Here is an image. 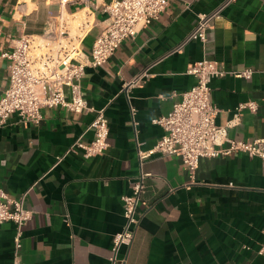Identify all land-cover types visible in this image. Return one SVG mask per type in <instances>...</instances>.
<instances>
[{"label":"crops","instance_id":"1","mask_svg":"<svg viewBox=\"0 0 264 264\" xmlns=\"http://www.w3.org/2000/svg\"><path fill=\"white\" fill-rule=\"evenodd\" d=\"M111 1L0 0V96L10 63L2 53L19 37H41L47 20L57 18L66 37L78 40L82 60L106 27ZM222 4L207 41H187L200 13ZM203 58L228 70L254 69L250 78H212V101L219 125L234 121L231 138L264 137V0H169L160 17L126 38L105 64L87 66L81 86L93 109L46 107L39 123L16 113L0 119V185L12 197L25 194V207L33 211L22 238L26 264H110L113 237L125 224L122 197L132 193L140 173L149 174L140 221L117 264H264L258 253L263 159L244 152L204 157L192 174L178 155L139 156L164 133L152 119L168 114L195 83L187 68ZM145 72L142 83L129 86ZM248 101L257 109L238 113ZM98 109L109 119V147L86 158L71 146L94 138L90 124ZM16 231L12 220L0 225V264L13 263Z\"/></svg>","mask_w":264,"mask_h":264},{"label":"built area","instance_id":"2","mask_svg":"<svg viewBox=\"0 0 264 264\" xmlns=\"http://www.w3.org/2000/svg\"><path fill=\"white\" fill-rule=\"evenodd\" d=\"M73 3L88 0H60ZM231 1V0H228ZM169 0H112L105 5L107 24L95 39L89 56L78 60L81 54L77 39L67 38L66 26L59 27V19L50 17L41 37L24 34L16 40L11 51H4L2 56L10 60L9 84L0 96V119L6 121L16 113L24 122L39 123L43 118L42 109L64 106L75 112L91 110L81 86V80L87 66L99 67L105 64L121 43L128 37H135L145 26L160 17L166 10ZM222 4L211 12L199 15V21L187 37V41L198 39L207 41V31L216 18L221 16ZM65 39L68 44L64 43ZM187 72L195 77V83L181 94L172 110L163 116L155 117L152 122L162 126L164 133L156 145L148 151H139L141 161L154 153L178 155L192 174L204 157L229 155L244 152L264 160V137L255 139H235L229 136V128L234 121L219 125L216 121L218 107L212 101L211 80L232 74L250 78L253 68L228 70L216 60L203 58L189 64ZM139 75L129 82L140 84ZM245 108L257 109L255 101L242 102L238 113ZM90 124L94 138L85 142L77 139L71 146L73 151H82L86 158L103 154L109 147V119L105 109H98ZM132 112L135 113L134 107ZM240 116V114H239ZM148 173H140L132 193L122 197L125 224L113 237L110 264H117L119 251L133 242L137 225L140 221L138 207L146 189ZM33 211L25 207V194L12 197L0 185V225L12 220L17 225L14 238V259L12 264H26L21 255L23 233L26 223L32 218ZM258 253L264 256V242ZM124 261V260H123Z\"/></svg>","mask_w":264,"mask_h":264},{"label":"rangeland","instance_id":"3","mask_svg":"<svg viewBox=\"0 0 264 264\" xmlns=\"http://www.w3.org/2000/svg\"><path fill=\"white\" fill-rule=\"evenodd\" d=\"M74 31H75V28H73L72 32H74ZM74 33H75V32H74ZM68 40H69V39H65V40H64V43H65V44H68Z\"/></svg>","mask_w":264,"mask_h":264},{"label":"bare ground","instance_id":"4","mask_svg":"<svg viewBox=\"0 0 264 264\" xmlns=\"http://www.w3.org/2000/svg\"><path fill=\"white\" fill-rule=\"evenodd\" d=\"M80 11V10H79ZM87 17V16H86ZM83 20V19H82ZM87 20V19H86ZM75 24V23H74Z\"/></svg>","mask_w":264,"mask_h":264}]
</instances>
